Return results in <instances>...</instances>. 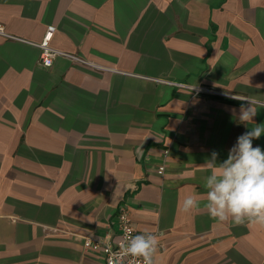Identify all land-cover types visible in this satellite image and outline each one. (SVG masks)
Instances as JSON below:
<instances>
[{"label": "crops", "instance_id": "1", "mask_svg": "<svg viewBox=\"0 0 264 264\" xmlns=\"http://www.w3.org/2000/svg\"><path fill=\"white\" fill-rule=\"evenodd\" d=\"M0 23L24 40L0 35V264H105L83 243L117 242L123 204L154 264H264V227L183 211L206 200L212 151L264 124L232 98L264 97V0H0ZM51 24L86 63L40 65L25 41Z\"/></svg>", "mask_w": 264, "mask_h": 264}, {"label": "clouds", "instance_id": "2", "mask_svg": "<svg viewBox=\"0 0 264 264\" xmlns=\"http://www.w3.org/2000/svg\"><path fill=\"white\" fill-rule=\"evenodd\" d=\"M241 102L238 118L247 128L260 109H264V97H232ZM264 134V124H255L237 137L228 156L218 161V153L212 151L206 164H211L209 174L202 184L206 200L189 195L183 201V211L188 213L203 206L209 216L219 222L230 221L234 226L259 225L264 227V149L253 146V141ZM158 238L152 233L131 236L120 246L124 257L139 259L141 264H154L158 250Z\"/></svg>", "mask_w": 264, "mask_h": 264}, {"label": "built area", "instance_id": "3", "mask_svg": "<svg viewBox=\"0 0 264 264\" xmlns=\"http://www.w3.org/2000/svg\"><path fill=\"white\" fill-rule=\"evenodd\" d=\"M55 31H56V26L51 24V25H48L46 32L44 34V37L40 43H33L30 41H25V42H28L29 44L35 45L36 47L40 49V56H39L40 65L46 68H50L52 67V65L55 62V59L58 56L68 57L80 63H86V61L79 56H76L74 54H70L67 52L59 51L51 46V41L53 39V35ZM0 35H3L10 39L24 41L23 39H20L18 37H15L13 35L6 33L4 30V26L1 23H0ZM156 81L160 83H165V84H172L178 87L192 88V90L196 94L204 93V92L226 94V93H221L220 91H216L214 89H209L204 86L190 87L189 85L184 84V83L172 82V81L161 80V79H156ZM168 154H169V150H165L162 155V160L157 167V172L160 175L164 174L166 171L167 163H168L167 161ZM118 225L121 231V237L117 242L113 243L110 241H102L99 239L87 238L84 240V243H83L84 248L87 251H90L92 253L103 254L105 258V264H141V261L139 259L134 260V258L132 257H124L123 260H121L122 253L115 254L120 251V246L125 242L127 238L140 234L137 231L136 227L134 226V223L131 218L130 209L125 204H123L119 209ZM161 247L162 245L158 244V249H160Z\"/></svg>", "mask_w": 264, "mask_h": 264}]
</instances>
